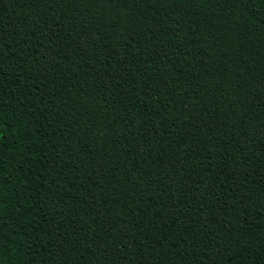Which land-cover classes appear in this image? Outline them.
Wrapping results in <instances>:
<instances>
[{
    "label": "trees",
    "instance_id": "16d2710c",
    "mask_svg": "<svg viewBox=\"0 0 264 264\" xmlns=\"http://www.w3.org/2000/svg\"><path fill=\"white\" fill-rule=\"evenodd\" d=\"M0 264H264V0H0Z\"/></svg>",
    "mask_w": 264,
    "mask_h": 264
}]
</instances>
